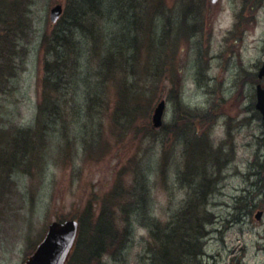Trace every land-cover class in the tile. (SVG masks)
Returning <instances> with one entry per match:
<instances>
[{"label": "rangeland", "instance_id": "obj_1", "mask_svg": "<svg viewBox=\"0 0 264 264\" xmlns=\"http://www.w3.org/2000/svg\"><path fill=\"white\" fill-rule=\"evenodd\" d=\"M4 1L9 4L0 6V264H23L51 222L77 220L91 234L95 220H107L109 211L115 243L90 264H151L154 235L184 233L194 204L204 235L196 262L229 264L238 255L243 263L264 264V217L255 219L264 199L249 206L248 220L240 215L250 182L258 179L248 176L261 172L264 163V127L250 78L264 57V0H146L144 20L150 16L153 36L166 52L162 60L146 44L138 53L125 46L121 64L133 91L149 93L144 106L150 103L149 112L131 121L120 116L116 78L105 80L99 62L106 41L133 26L132 0H115L120 6L113 15L103 8V20L111 19L97 25L106 37L103 45L73 24L70 0ZM106 1L110 6L112 0ZM59 3L63 16L53 25L49 10ZM56 33L76 43L72 57L79 56L80 64L78 75L56 92L60 106L39 133L45 45ZM161 99L165 115L156 131L151 115ZM25 130L38 132L31 152L20 151L30 139L21 136ZM139 175L149 192L138 189Z\"/></svg>", "mask_w": 264, "mask_h": 264}, {"label": "trees", "instance_id": "obj_2", "mask_svg": "<svg viewBox=\"0 0 264 264\" xmlns=\"http://www.w3.org/2000/svg\"><path fill=\"white\" fill-rule=\"evenodd\" d=\"M70 1H72L75 5L76 10L74 11L76 16L74 17L73 24L80 27L79 29L81 31L88 30L90 32H88V38H92L93 41L100 42L103 45V42L106 41V37L103 34L102 29L97 30V25L101 24L103 27L111 19L103 20L104 16L102 10L103 8L105 9L108 7V9H110V14L113 15V13H115V9L120 6V1L115 2V0H112V2L109 3L110 6H108V2L106 0ZM6 2L7 1L0 0V6ZM157 4V2L152 4L153 12L156 9ZM4 5L7 7V4ZM132 7L136 11V13H134L135 20L133 26L130 27L126 33H123L119 39H117L119 36L117 35L114 39L113 36L111 37L113 39L112 42L108 40L106 41L104 45L105 55H102L99 62L100 67L106 69V73L103 72L105 80L109 78H116L115 81L118 84V101L120 104L119 112L120 116L122 114L124 115L125 121H131L136 115H138V113L139 115H142L146 111L149 112L150 110V103L144 106V101H146V103L149 101V93L145 90L143 91L146 94L139 93L136 90V92L133 91V86L135 84L129 81L127 76L129 72H127L125 67L121 64V56L126 49L125 46L133 48L138 53L142 45L146 44L148 47L150 46V48L153 49L152 55L156 56L158 59L160 57L162 60H164L166 52V49L161 48L160 45L157 44V41L153 36L154 23L152 24L150 21V16L144 20V17L148 14L146 0H135V2L132 0ZM2 8L5 10L4 6H2ZM86 8L87 10H85ZM2 10H0V14H3ZM77 14L79 18L77 17ZM126 16L127 14L125 13V18ZM84 17L89 18V24H83ZM76 20H80V22H77ZM124 23L125 22H123V24ZM90 25L93 26L94 29H92ZM103 29L105 30V28ZM56 35L57 33L55 34L53 41L48 36L45 45L46 59L43 62L42 69V95L41 102L38 106L37 122L35 124L36 130L39 133H43L44 128L47 127L46 123L47 120H49V112L51 111V114L54 115L56 112L55 110H57L60 106L58 98L61 95L55 96L56 92L62 82L66 81L67 84H70L73 80V76L78 75V73H76L78 68L76 67L80 64L79 56L72 57L74 49L76 48V43L69 41L70 39L66 38V36L56 38ZM116 42L118 43L116 44ZM57 47L63 50H60L59 54L56 51ZM132 73H135V66L132 67ZM67 74H69V77L67 78L68 80L64 78ZM155 79L157 80L158 76H156ZM33 131L25 130L21 132L22 137H29L32 140H24L20 151L24 150L23 152H27V150H31L29 146L32 143L34 144L33 136L38 134V132ZM136 182L137 187L141 192H149L150 188L145 177H141V175H139ZM198 209L199 206L194 204L193 209L187 211V219L183 223L187 226V229L184 233H182L181 229H178L175 230L173 234L165 233L164 236L159 239L156 235H154V240L156 241L155 246L157 249L155 250L151 264H202L201 262L195 261L197 256L201 254L199 239H202L204 236L202 230L203 225L201 224L200 218L201 213ZM125 218L126 222H129L126 216ZM111 219L112 217L110 211L108 213L107 220H102L101 218L96 219L95 221H98V223L95 225V229L91 234L84 233V228L80 225L81 231L79 232L78 239L82 242L79 243L77 240L73 250L74 258H71V255L66 264H70V262L76 258V264H90L93 260L98 259L100 253L109 251L115 243L116 238L114 232L117 230L115 222L111 221Z\"/></svg>", "mask_w": 264, "mask_h": 264}, {"label": "water", "instance_id": "obj_3", "mask_svg": "<svg viewBox=\"0 0 264 264\" xmlns=\"http://www.w3.org/2000/svg\"><path fill=\"white\" fill-rule=\"evenodd\" d=\"M216 3L217 0H211ZM62 14V6L56 5L50 9L49 17L52 23L57 22ZM264 75V65L261 69ZM165 102L161 101L154 109L152 125L158 129L162 125ZM257 109L264 115V91H258ZM78 231V223L73 220L64 222H52L47 227L44 239L36 247L33 254L24 264H64L74 242Z\"/></svg>", "mask_w": 264, "mask_h": 264}, {"label": "flooded vegetation", "instance_id": "obj_4", "mask_svg": "<svg viewBox=\"0 0 264 264\" xmlns=\"http://www.w3.org/2000/svg\"><path fill=\"white\" fill-rule=\"evenodd\" d=\"M262 63L263 62H260L259 65H258V70H254L253 73H252V76L250 78H253L254 81H255V99H256V89L260 88L261 90H264V76H260V68L262 66ZM256 67V66H255ZM255 103H256V100H255ZM254 106H256V104H254ZM258 115L260 117V120H262L263 124L262 126L264 127V120L261 116V114L258 112ZM261 172H259L260 176L261 174L263 175L264 177V163H262L261 165H259L258 167ZM259 170V171H260ZM250 189H247L246 193H247V197H245V200L248 204V202L252 199V198H255V191H253L251 189V183H250ZM253 188H256L257 189V192L260 194L259 197L261 199H264V178L263 180L258 183L256 186H254ZM261 202V200H260ZM259 204V202H258ZM253 205V204H252ZM257 205V204H256ZM249 206V205H248ZM257 207H254L253 206V209H256ZM249 212V211H248ZM244 213L243 211L241 212V217L244 219V220H248L249 216L251 215L250 213ZM258 212H261V214L259 215V220H257L258 222L262 220V218L264 217V211L263 210H258ZM255 218H256V215H255ZM244 260L241 258V257H238V255H232L229 259V264H247V263H243Z\"/></svg>", "mask_w": 264, "mask_h": 264}, {"label": "bare ground", "instance_id": "obj_5", "mask_svg": "<svg viewBox=\"0 0 264 264\" xmlns=\"http://www.w3.org/2000/svg\"><path fill=\"white\" fill-rule=\"evenodd\" d=\"M134 2H135V0H134ZM214 57V56H213ZM226 62L228 63V58H227V60H226ZM229 66V65H228ZM264 142V140L263 141H261V144ZM263 145H264V143H263ZM263 147V146H262ZM249 179H251V178H253V177H257L258 179H255L254 181H251L250 183H251V186H256L257 184H258V181H259V183L261 182L260 180H261V178H260V174L259 173H253L252 172V174H250L249 176ZM257 180V181H256ZM259 193L258 192H256V194H255V198H252L249 202H248V204H247V202H246V200H245V198L244 199H242V200H244V204H243V208H244V210H243V212L244 213H247L248 212V210H249V206H252V204H253V201L258 197L259 198ZM249 205V206H248Z\"/></svg>", "mask_w": 264, "mask_h": 264}]
</instances>
